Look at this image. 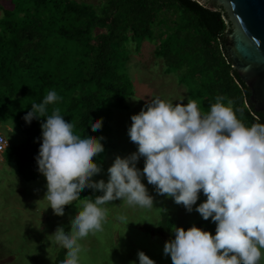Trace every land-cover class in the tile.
<instances>
[{"label":"clouds","instance_id":"obj_1","mask_svg":"<svg viewBox=\"0 0 264 264\" xmlns=\"http://www.w3.org/2000/svg\"><path fill=\"white\" fill-rule=\"evenodd\" d=\"M62 98L48 91L42 103L32 104L24 117L28 124L42 123V145L36 158L40 174L47 180L44 200L57 216L65 206H75L78 214L66 231L59 226L49 236L51 247L67 249L61 264H81L86 252L82 240L103 231L115 200L129 206L154 207V198L142 180L147 178L157 194L173 198L189 213L201 191L206 202L195 208L205 221L217 225L216 234L198 227L176 228L175 239L166 243L165 256L173 264H261L264 259V123L247 126L238 118L232 102L218 96L208 113L190 99L187 106L155 98L139 114L131 117V141L138 152L117 157L108 169V182L93 177L102 172L94 158L105 151L103 137L81 136L74 122H67L60 109L48 114L49 105ZM101 130L103 120L90 123ZM145 167L137 164L141 158ZM85 189L104 195L79 199ZM43 200V201H44ZM122 224H130L119 216ZM51 238V239H50ZM139 264H156L143 251ZM132 264H136L135 261Z\"/></svg>","mask_w":264,"mask_h":264},{"label":"trees","instance_id":"obj_2","mask_svg":"<svg viewBox=\"0 0 264 264\" xmlns=\"http://www.w3.org/2000/svg\"><path fill=\"white\" fill-rule=\"evenodd\" d=\"M11 1L14 8L5 10L0 19V122L13 121L27 134L26 143L8 152L7 159L17 160L19 173L28 182L44 177L36 158L46 118L28 124L24 117L32 104L42 103L48 91L55 90L62 99L49 105L48 114L58 107L67 122H74L77 134L103 137L106 151L114 109L128 110L126 101L135 95L127 74L130 43L158 40V26H166V31L157 56L164 60L167 74L183 72L180 82L189 87L203 113L222 96L226 105L232 102L247 126L264 123V113L248 106L251 92L227 52L226 35L233 25L226 10L212 0L208 4L203 0H107L99 7L76 0ZM170 12L174 20L161 18ZM100 119L102 129L91 128V121ZM105 151L94 158L101 168ZM97 196L101 192L85 189L80 199ZM193 226L216 234L211 218L202 217L184 229ZM161 229L175 238L173 220L167 214ZM66 252L63 249L56 264H61Z\"/></svg>","mask_w":264,"mask_h":264},{"label":"rangeland","instance_id":"obj_3","mask_svg":"<svg viewBox=\"0 0 264 264\" xmlns=\"http://www.w3.org/2000/svg\"><path fill=\"white\" fill-rule=\"evenodd\" d=\"M76 1L99 7L107 0ZM13 8L11 0H0V19L4 17L5 10ZM173 11L179 12L177 8ZM162 17L168 20L176 18L171 12ZM169 24L173 25V22ZM164 31L166 26H158V40L148 39L139 45L130 43L127 74L134 84L135 95L126 101L128 110L114 109L109 123V139L105 140L110 145L105 151L104 166L102 172L93 177L97 183L100 180L108 182V169L117 157L127 158L138 152V145L129 136L133 115L139 114L155 98L174 104H180L183 99L185 106L192 99L189 87L180 82L183 72L167 74L164 60L156 54ZM0 135H4L8 148L5 153H0V264H56L63 248L51 247L48 237L54 235L59 226L70 231L71 220L79 209L74 202L65 207V215L57 216L44 200L47 193L46 178L28 182L20 175L17 160L7 159L8 152L26 143L27 134L15 122L9 121L0 122ZM137 167L143 171V157ZM142 182L154 198V207L129 206L123 204V200L106 205L109 215L103 231L81 241L86 249L81 264H132L133 261L139 264L138 253L141 251L156 264H173L171 256H165L164 253L166 243L175 239L161 229L165 214L172 218L174 230L196 224L202 216L195 208L206 202L207 197L200 194L193 211L189 213L185 206L176 204L167 194H157L155 186L148 183L146 176ZM101 194L104 195L103 192ZM119 216L127 217L130 224H122ZM261 264H264V259Z\"/></svg>","mask_w":264,"mask_h":264},{"label":"water","instance_id":"obj_4","mask_svg":"<svg viewBox=\"0 0 264 264\" xmlns=\"http://www.w3.org/2000/svg\"><path fill=\"white\" fill-rule=\"evenodd\" d=\"M212 1L226 10L233 25L226 35V48L233 69L251 92L248 106L264 113V0ZM211 8L216 10L213 5Z\"/></svg>","mask_w":264,"mask_h":264},{"label":"built area","instance_id":"obj_5","mask_svg":"<svg viewBox=\"0 0 264 264\" xmlns=\"http://www.w3.org/2000/svg\"><path fill=\"white\" fill-rule=\"evenodd\" d=\"M7 142L4 135H0V153H5L7 151Z\"/></svg>","mask_w":264,"mask_h":264}]
</instances>
